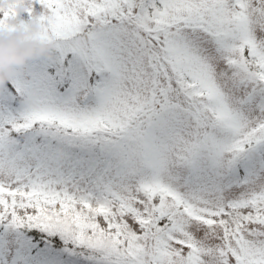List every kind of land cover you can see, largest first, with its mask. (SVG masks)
Listing matches in <instances>:
<instances>
[{
    "label": "snow or ice",
    "instance_id": "snow-or-ice-1",
    "mask_svg": "<svg viewBox=\"0 0 264 264\" xmlns=\"http://www.w3.org/2000/svg\"><path fill=\"white\" fill-rule=\"evenodd\" d=\"M0 0L50 54L0 84V264H264V0Z\"/></svg>",
    "mask_w": 264,
    "mask_h": 264
},
{
    "label": "clouds",
    "instance_id": "clouds-1",
    "mask_svg": "<svg viewBox=\"0 0 264 264\" xmlns=\"http://www.w3.org/2000/svg\"><path fill=\"white\" fill-rule=\"evenodd\" d=\"M15 11L23 13L27 7L26 0H6ZM39 30L36 18L28 21L27 27L15 26L0 30V84H4L17 69L29 60L50 54L52 44L41 41L35 34Z\"/></svg>",
    "mask_w": 264,
    "mask_h": 264
},
{
    "label": "rangeland",
    "instance_id": "rangeland-1",
    "mask_svg": "<svg viewBox=\"0 0 264 264\" xmlns=\"http://www.w3.org/2000/svg\"><path fill=\"white\" fill-rule=\"evenodd\" d=\"M20 18H21L22 20H24V21H27V20H28V16H27L26 13H21V14H20Z\"/></svg>",
    "mask_w": 264,
    "mask_h": 264
}]
</instances>
